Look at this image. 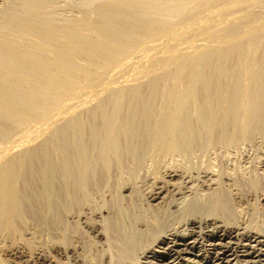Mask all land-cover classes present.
<instances>
[{"label":"bare ground","instance_id":"1","mask_svg":"<svg viewBox=\"0 0 264 264\" xmlns=\"http://www.w3.org/2000/svg\"><path fill=\"white\" fill-rule=\"evenodd\" d=\"M257 6L0 0V159L27 142L0 162V251L26 233L27 264H49L41 249L57 264H264V223L241 208L264 207V161L243 176L224 158L264 146V34H243ZM225 23L180 83L127 86L139 60Z\"/></svg>","mask_w":264,"mask_h":264},{"label":"rangeland","instance_id":"2","mask_svg":"<svg viewBox=\"0 0 264 264\" xmlns=\"http://www.w3.org/2000/svg\"><path fill=\"white\" fill-rule=\"evenodd\" d=\"M96 1H99V2H103V1H106V0H66V2L69 4V5H71V6H74V7H77L78 5L79 6H84V5H86V4H90L91 2H96ZM194 4V3H193ZM256 8V9H255ZM252 9V10H251ZM249 10V9H248ZM246 13L247 14H245V13H243V15H246L247 16V18H249V19H254V20H256L257 21V24L259 25L258 27H253V28H251V29H247V28H244V36H249L248 34H249V32L250 31H254V32H256L257 34H259V33H263L264 34V25H263V23H264V9L263 8H260V7H253V8H250V10L249 11H247L246 10ZM250 16H249V15ZM249 16V17H248ZM259 18H261V19H259ZM259 20V21H258ZM261 20H263V21H261ZM233 23H225V25L224 24H220L219 26L218 25H212V26H214L213 27V33H209L208 35L206 34V33H204V35L203 34H201L200 33V35H202V37H203V39L201 38V36L199 35V37L197 36L195 39H197V40H195L194 38L192 39V41L190 40V39H187L186 38V40L183 38V40L180 42V44H176L177 45V48H175V44H173V43H170V44H168V51L170 50V52L168 53V51L167 52H165V57H161L162 55H161V53L159 52V50H157V53H152V55L151 56H149L150 58L148 59V57H146V58H144L145 60H147L146 61V65H145V60H144V64L142 63L143 62V59L142 60H139V62L141 61V63L140 64H142V66H138L139 68L137 69V71L135 70H133V71H130L131 73H130V75H129V77H130V81L126 84L127 86H134V85H139V84H142V83H148V82H151V81H153L154 79H159V80H161L162 81V83H164L166 86H171V85H173V84H177V82H179L180 83V81H178V78L177 77H175V75H176V73L179 71H181V69L186 65V63L187 62H189V61H194L199 55H201V54H204V53H207V52H209V51H211V50H213V49H215L217 46L216 45H220L219 43H220V39H219V37H217V36H219V35H222L223 33H226V32H228L230 29H231V25H232ZM230 25V26H229ZM218 26V28H220V30H222V28L224 29V30H222V31H219V29L217 28L216 29V27ZM233 26V25H232ZM225 27H226V29H225ZM228 27V28H227ZM230 28V29H229ZM259 28V29H258ZM214 29H215V31H214ZM255 29V30H254ZM257 29V30H256ZM259 30H260V32H259ZM263 30V31H262ZM250 32V33H254V32ZM216 32H218V33H216ZM211 34V35H210ZM201 38V39H200ZM216 39H218V41L216 40ZM189 40V41H188ZM194 40H195V42H194ZM185 41V42H184ZM190 42V43H188V42ZM204 41H205V43H204ZM200 42V43H199ZM208 44H207V43ZM210 42V43H209ZM219 42V43H218ZM183 43V44H182ZM216 43H218V44H216ZM186 44V45H185ZM169 45H172V46H169ZM189 47H188V46ZM174 46V47H173ZM183 46H185V48H183ZM213 47V48H212ZM176 49L177 51H175L174 49ZM179 48V49H178ZM183 49V50H182ZM171 50H174V51H171ZM156 51V50H155ZM159 52V53H158ZM173 52V53H172ZM160 56H159V55ZM155 56V58H153L154 56ZM171 55V56H170ZM153 56V57H152ZM160 58H159V57ZM169 56V57H168ZM157 57V58H156ZM168 57V58H167ZM159 58V59H158ZM162 58V59H161ZM150 61H151V63H150ZM160 62V63H159ZM147 63H148V65H147ZM155 63V64H154ZM158 63V64H157ZM139 64V63H138ZM139 64V65H140ZM153 65V66H152ZM155 65H157V66H155ZM143 66L144 67H147V71L146 70H144L143 69ZM160 66V67H159ZM152 67V68H151ZM155 67V68H154ZM140 68H142V69H140ZM141 70H142V72H141ZM144 70V71H143ZM158 70V71H157ZM139 71V72H138ZM133 72L136 74V75H139V76H141V78L139 77V76H137L136 77V75L135 74H133ZM139 73V74H138ZM150 73V74H149ZM250 73V72H249ZM142 74V75H141ZM247 74H248V72H247ZM131 75L132 76H134V80H133V77H131ZM248 75H251V73L250 74H248ZM147 76V77H146ZM135 77H136V79H135ZM129 79V78H128ZM53 128V127H52ZM51 128V129H52ZM19 144V145H18ZM17 145H15L14 147H12V148H9V151H8V153H6V155H4L3 157H2V159H0V162L1 163H4V162H11V161H14V160H17V159H19L21 156H25L26 154H27V142H25V143H18ZM242 146H244L243 147V149H242ZM252 146H254V151H253V149H252ZM251 147H250V145H247V147H245V145H241V147H230L228 150H226L225 151V154H224V158H225V162H226V165L227 166H229V163H230V167H232V168H234V170H237V172H238V170H239V174L241 173V175H243V176H247V175H249V173L250 172H255V170H253V167L251 166V164H250V166H249V163H254V162H256V161H259V160H263L264 161V146H256V145H252ZM256 147V148H255ZM260 149H259V148ZM232 149V150H231ZM235 149V150H234ZM240 149V153H239V150ZM256 149H258V150H256ZM231 150V151H230ZM231 153H230V152ZM236 151H237V153H236ZM229 152V153H228ZM255 152V153H254ZM228 154V155H227ZM241 156H240V155ZM255 154L257 155V156H255ZM226 155V156H225ZM231 155V156H230ZM234 155V156H233ZM253 157H252V156ZM261 157H260V156ZM227 156H230V157H227ZM236 156V157H235ZM240 157V158H239ZM247 157V158H246ZM252 157V158H251ZM239 158V159H238ZM258 158H260V159H258ZM231 159H233V160H231ZM234 159H235V161H234ZM241 159V160H240ZM248 159H251V160H248ZM255 159H257V160H255ZM229 160V161H228ZM240 160V161H239ZM245 160V161H244ZM253 160V161H252ZM233 161V162H232ZM238 161H239V163H238ZM250 161V162H249ZM234 163V164H233ZM244 164L245 166H243L242 164ZM246 163V164H245ZM247 163H248V165H247ZM236 164V165H235ZM237 164H238V166H237ZM235 167H234V166ZM243 166V167H242ZM230 167H229V169H230ZM238 168H241L242 169V172H240L241 171V169H238ZM248 168V169H247ZM243 169H245V170H243ZM250 169V170H249ZM246 171V172H245ZM247 171L249 172V173H247ZM166 176V177H165ZM210 176H208V177H206V179H208ZM163 178L164 179H166L167 178V180H169V184H172V183H178V182H182V181H185L184 182V184H187L189 181H190V179H188V178H186V179H183V178H180V176H177V177H174V178H171V177H168L167 175H164L163 176ZM212 178V179H211ZM210 179L211 180H213V178L214 177H211ZM173 179V180H172ZM205 179V180H206ZM192 181H190V183H189V185H195V182H193V183H191ZM204 184H205V182H204ZM261 191H259L258 193H257V195L259 194L260 196H261V193H260ZM177 197H179L178 195H177ZM257 198V196L255 197V196H252L251 197V199H250V201L248 202V204H246L245 203V205L243 204V206L241 205V208H243V209H246L247 211H249V213H251V211H252V213H253V209L252 208H254V213H253V215H254V217L256 218V221L258 222V223H260L261 222V224L262 223H264V207H262L263 205H261V204H259L258 203V200L256 199ZM254 199V200H253ZM252 200V201H251ZM257 200V201H256ZM256 201V202H255ZM257 204V205H255V204ZM250 204V205H249ZM252 204V205H251ZM258 204L260 205V206H258ZM247 205V206H246ZM245 206V207H244ZM251 206V207H250ZM254 206H256L257 208L259 207V210L256 208V207H254ZM248 207V208H247ZM261 208V209H260ZM257 210V211H256ZM260 210H262L261 212H260ZM256 213H258V215L256 214ZM259 218H258V217ZM261 218V219H260ZM23 235V234H22ZM22 240L23 241V243H22V245L21 246H23V247H21V246H17V245H15V243L11 246V248H12V250H11V248L9 249V254H7V252L5 251H3V250H1L0 251V257L1 258H3V260L4 261H6L7 263H9V264H27V234L25 233L24 234V237L23 236H21V237H19V239L18 240ZM19 242H21V241H19ZM9 243V244H8ZM7 244L8 245H11V243L10 242H8ZM36 248L38 249L39 248V245H37L36 244ZM20 248V249H19ZM22 248V249H21ZM11 251V252H10ZM39 251H40V249H39ZM41 251H42V254H44V255H46V258H47V256H48V259H49V264H57V259H55V257H53V255L52 254H50L47 250H45V249H41ZM11 253H15V255H13V254H11ZM19 253V254H18ZM16 255H21V257H16ZM57 258L59 259V260H61V261H63L64 260V258H62V256L60 257V256H58L57 255ZM56 260V261H55Z\"/></svg>","mask_w":264,"mask_h":264}]
</instances>
